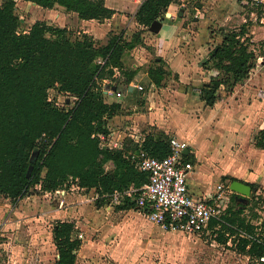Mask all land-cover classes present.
<instances>
[{"label":"trees","instance_id":"obj_1","mask_svg":"<svg viewBox=\"0 0 264 264\" xmlns=\"http://www.w3.org/2000/svg\"><path fill=\"white\" fill-rule=\"evenodd\" d=\"M25 1L44 8L59 5L84 20L102 21L115 13L105 0ZM176 1L143 0L134 19L148 30L151 22L162 20L169 4ZM19 27L15 0H1L0 195L15 203L31 187L38 186L45 192L75 182L85 190L93 189L96 204L101 206L114 190L147 182L148 173L138 169L128 154L138 149L136 143L125 138L121 148H103L97 136L98 132H107V119L121 111L119 102L106 99L102 81L114 77V68L122 70V55L126 48L140 42L139 32L128 40L114 33L101 43L86 33L73 36L65 27L44 20L34 21L26 31ZM220 35V42L209 50L202 65L217 74L210 75L197 93L209 106L215 103L221 86L229 90L255 65L245 25L221 29ZM122 72L127 75L121 82L128 84L135 70ZM147 73L154 84L163 81L168 72L161 57L153 60ZM49 89L70 96L72 105L57 104L49 97ZM169 141L162 131L148 132L140 147L151 156L163 157L170 152ZM254 144L264 148V129L256 133ZM185 158L190 160L187 155ZM224 178L235 180L231 176ZM248 184L254 197L255 185ZM234 199L235 194H230L224 213L218 219L212 218L209 228L218 230V242L227 244L230 240L239 253L248 257V264H264L260 260L264 256V236L256 231L262 225H256L235 208ZM116 207L139 209L130 197H124ZM75 229L73 221L54 222L51 232L57 257L53 264L75 263L81 245Z\"/></svg>","mask_w":264,"mask_h":264},{"label":"rangeland","instance_id":"obj_2","mask_svg":"<svg viewBox=\"0 0 264 264\" xmlns=\"http://www.w3.org/2000/svg\"><path fill=\"white\" fill-rule=\"evenodd\" d=\"M184 3L186 5L183 10H185L184 8L187 9L189 22L195 20L192 16L199 7L198 15H201L202 18H208L210 22L208 28L211 29V34H218L221 29H238L241 25L259 26L261 24L250 15L249 6H243L240 0H184ZM48 9L52 10L49 12ZM15 11L20 18L19 28L22 31L28 30L34 21L44 20L53 26L65 27L73 36L86 33L82 32L79 25L74 24L73 16H71L72 12L59 5L44 8L31 1L24 3L22 0H15ZM222 11L223 13H221ZM115 12L123 17L124 23L128 21L130 14L120 10H115ZM226 13L229 15L228 20L221 24V16ZM94 23L96 27L105 29L108 20L104 19ZM101 23L103 25H100ZM68 26L69 28H67ZM190 26L197 29L196 23L190 24ZM141 27L134 24L129 28V33H125L126 29L122 27L107 32V38L114 33H121L124 39L128 40L134 32L138 31L140 42L132 48H126L124 51L122 70L114 68V77L107 79L106 86L103 85L102 81L104 93L112 92L111 85L117 78L119 80H117V83L124 84L121 81L127 74L122 71L132 70V63L142 62L144 69H146V66L158 57L156 54L158 46L152 40L154 33L146 30L143 26ZM99 31L101 30L99 29ZM142 33H145L144 37ZM86 34L100 42L92 34ZM202 38L200 32L198 40L201 41ZM187 39L189 38L187 37ZM251 47L255 54V65L252 70L254 68L263 69L264 73V36L255 40ZM164 51L167 55V52L171 50L165 49ZM174 51L177 52V47H174ZM175 55L177 56V53ZM98 61H101L100 58ZM163 63L165 65L164 61ZM177 69L183 71V80L178 79V72H173L172 77H165L166 79L158 86H151V81L137 82L143 86L141 90L136 89V95L139 97L137 103L141 102L143 104L146 114L135 118L137 119L135 124L130 119L125 120L123 114L117 127L119 125L123 131L132 132L135 134L134 138H137L138 133H142V136H144L148 132L156 134L162 131L170 139H177L179 136L174 130L175 124L180 127L190 124V128L194 125V134L195 131H203L202 135H198V132L196 134V138L199 140L195 138L202 150L199 155V158L201 157L200 166L209 169L212 167L213 170L224 167L236 168L239 164L238 158L230 159L223 151L212 152L213 147L220 148L221 143H225L222 136L223 131L228 127L227 123L218 125L215 120L208 121L209 117L202 119L200 112L202 104L196 97L192 96L198 93L202 85L201 81L206 78L205 76L203 78L199 72L200 66L196 64L184 67L177 66ZM204 69L208 68L204 67ZM255 69L251 74L255 72ZM139 72L141 73L142 69ZM167 72L168 74L171 73L169 70ZM195 74L200 76H195ZM48 93L49 97L55 100L57 104L65 107L72 105V102L69 101L71 100L70 96L68 97L66 94L59 93L54 89H49ZM178 98L179 100L184 98L183 103H180L184 107V112L189 109L187 115L181 113L183 107L181 109L177 108ZM149 105H151V108H148ZM129 111L134 112L133 109L129 110L128 108L122 110L124 113H129ZM159 125L164 127V130L160 129ZM127 138L132 140L130 137ZM181 141L183 144L186 141L191 143L188 137L181 139ZM133 143L135 142L132 140ZM198 152H200V149H198ZM206 180L210 185L213 184L214 179L209 177L208 174ZM229 181L228 178L221 180L223 189H229ZM69 187L70 182L68 185L59 187L57 191L47 193L41 192L36 186L29 189L26 198L23 199V206L19 215L23 222L18 226L19 235L21 236V238H17L18 247L14 255L13 252L7 253L8 250H3L1 247L0 264H53L56 257V248L50 230L56 220H66L68 218H72L74 222H77L78 227L75 229L74 234L82 233L83 235L80 239L79 250L76 251L77 256L74 264H248V257L239 253L230 240L227 244L218 242L215 238L218 230L208 227L200 234L190 235L165 230L151 220L146 212H143V209H118L116 204L110 203L109 200L100 207L97 206V195L94 191L89 192V190L79 191V200L74 198L72 202L67 204L63 201V197ZM63 189L64 192L62 193L61 190ZM254 190V197L252 196V190L248 196L234 191L230 194H235V208L241 209L243 215L256 225H262L256 231L264 236V196L260 190L256 188ZM210 195L214 197L212 192ZM60 196H62L63 202L58 208V203H55V201L57 202ZM229 200L230 196L229 199H226L227 206ZM25 204H27V208L24 206ZM52 206H54L53 209ZM56 208L59 209V212H54ZM30 229L32 230L31 235L29 234Z\"/></svg>","mask_w":264,"mask_h":264},{"label":"crops","instance_id":"obj_3","mask_svg":"<svg viewBox=\"0 0 264 264\" xmlns=\"http://www.w3.org/2000/svg\"><path fill=\"white\" fill-rule=\"evenodd\" d=\"M22 1L24 3L28 2L25 0ZM142 1L143 0H105V4L107 6L130 14L128 21L124 23L123 17H120L119 13L115 12L110 18H106L108 23H106L107 28L105 29L103 27H96L94 22L98 21L95 19H80L73 11H71V16H73L74 24L76 26L79 25V27L82 28V32L92 34L94 38L99 39L101 43H105L107 40L106 34L110 30L122 27L126 29L125 33H129V28L134 24L142 28L134 19V13ZM240 2L244 6L242 0H240ZM185 5L184 0H177L176 2L169 4L167 9L169 16L164 15L165 18L161 20V27L157 33H154L152 40H154L158 46L156 54L165 62L164 68L171 71V73L165 76L166 78L172 77L174 74L173 72H178V79L183 80V71L180 69L178 70L177 66L184 67L196 64L200 66L199 72L202 74V77L207 78L201 81V83H205L208 81V77L210 75H215L217 72L213 69H204L202 68V65L208 57L209 50L220 42L221 35L220 33H210L211 29L208 28L210 22L208 18H202L201 15H198L200 10L197 6V12L192 16L195 20L189 22L187 9L184 8L185 10H183ZM51 10L52 9H48L49 12ZM223 11L221 13H223ZM228 17L229 15L227 13L222 15L220 19L221 24H224V21L228 20ZM194 23L197 24V29L190 26V24ZM100 25H103V23ZM245 27L247 28V35L252 43L264 36V24H260L259 26L245 25ZM67 28H69V26ZM99 29L101 31H99ZM200 32L201 37H203L201 41L198 40ZM190 34H192V36H190ZM142 36L144 37L145 33H142ZM187 37L189 39H187ZM174 47H177V52L174 51ZM165 49H170L171 51L167 52L166 55V52L164 51ZM176 53L177 56L175 55ZM131 66L133 67L132 69L135 70L131 81L128 84H119L117 83V78L111 85L112 92L105 93L108 101H116L121 105V111L108 118L107 124L109 127L113 128L116 140L121 141L122 146L124 145L125 134L133 133L123 131L119 125L117 127V124H120L123 114L125 120L130 119L133 124H135L137 120L135 118L146 114L144 112L143 104L141 102L137 103L139 97L136 95V89H138L137 85H141L137 82H150V78L147 73L149 65L146 66V69H144L142 62H134ZM141 69L142 72L140 73L139 71H141ZM253 70L251 69L247 77L237 82L229 90H226L224 86H221L217 92L218 97L212 106L206 105L199 99L197 94L192 95L202 104L200 111L202 119L209 117L208 121L215 120L218 125L227 123L228 127H226L223 131L222 136L227 140L223 138L225 143H221L220 148L213 147L212 152L223 151L230 159L238 158L239 164L236 168L232 169L231 167H224L216 168V170H213L212 167V170L208 167L202 168L200 166L201 157L199 158L202 150L198 146V141H196L199 140L196 138V134L198 132V135H202L203 131H195L194 134V125L190 128V124L184 127H180L179 125L176 126L175 124L174 130L179 136L177 137V140L181 141V139L185 137H188L191 140V143H188L187 141L185 142L186 147L184 152L190 159L189 161H191L194 165L193 171L188 175L187 183L190 192L196 196L206 194L210 195L211 192L214 193L217 185L221 183V180H223V176H231L247 184L252 183L264 196V148L257 147L254 144V137L256 133L260 129H264V73L263 69H255V72L251 74ZM195 76L200 75L195 74ZM190 78L192 79V77ZM107 79L103 80L104 86H106V82L108 81ZM150 85L153 86L156 84L151 82ZM160 89L162 88L160 87ZM183 99L184 98H180L179 100L178 98L179 102L178 104L176 103L177 105L175 104L177 108L181 109V107H183L180 103ZM150 106L151 105H149L148 108H151ZM124 108H128L129 110L133 109L134 112L129 111V113H124L122 112ZM187 110L189 109H186L184 112L183 107V112L181 113H183V115H187V112H189ZM193 112H195V110H193ZM159 128L164 130V127H161V125H159ZM138 135H142V133H138ZM198 149H200V152H198ZM234 161L237 162L236 160ZM206 173L209 177L214 179L212 185H210V183L206 180ZM230 182L231 181H229V184ZM57 189L53 191H57ZM82 190L85 189L80 188L76 185V183L71 182L69 189L65 191L66 194L63 197V201L68 204L69 202H72L74 198L78 199L80 197L78 192ZM92 191L94 190H89V192ZM26 196L27 194L18 199L15 203L11 202L9 198H5L2 195L0 196V248L2 247L3 250H8L7 253L13 252V255L18 247L17 238H21L18 226L22 224L23 219H21L19 215L23 206V199L26 198ZM63 198L60 196L57 202L55 201V203H58V208H60L59 206H61ZM24 206L26 207L27 204ZM28 206L30 205L28 204ZM53 208L54 206H52V209ZM58 208H56L54 212H59ZM66 220L73 221L72 218H68ZM74 224L75 228H77V222H74ZM32 225L34 226L33 223ZM29 232L31 235L32 230L30 229ZM50 233L52 234L51 230ZM29 252L30 255H32L31 251Z\"/></svg>","mask_w":264,"mask_h":264},{"label":"built area","instance_id":"obj_4","mask_svg":"<svg viewBox=\"0 0 264 264\" xmlns=\"http://www.w3.org/2000/svg\"><path fill=\"white\" fill-rule=\"evenodd\" d=\"M249 6L250 15L264 24V0H242ZM143 89L142 85H137ZM107 132H98L100 146L103 148H121L122 143L116 140L115 131L106 123ZM125 134L137 144L138 149L128 154L135 166L148 173V180L139 187L130 186L108 194L109 202L118 204L124 197L134 199L136 205L146 211L148 217L165 230L186 234H200L209 227L212 218H219L225 211L232 190L223 189L219 183L211 195L196 196L188 188L187 178L194 165L185 158L186 145L175 138L169 141L170 152L163 157L151 156L142 149L145 137ZM142 136V137H141ZM228 188V187H227ZM64 192V190H62ZM47 193V192H46ZM82 233L77 234L79 239ZM264 262V256L260 257Z\"/></svg>","mask_w":264,"mask_h":264},{"label":"water","instance_id":"obj_5","mask_svg":"<svg viewBox=\"0 0 264 264\" xmlns=\"http://www.w3.org/2000/svg\"><path fill=\"white\" fill-rule=\"evenodd\" d=\"M165 15L166 16H169V13L166 12ZM160 27H161V20L156 19V20H154V21L151 22V24L148 27V30L151 31V32H153V33H157L159 31ZM32 157H31V159H32ZM30 170H31V166L28 169V173L30 172ZM229 188L232 191H234L236 193H240V194L245 195V196H248L250 194V192H251V187L249 186V184L244 183L243 181H240V180H237V179L232 180L230 182Z\"/></svg>","mask_w":264,"mask_h":264}]
</instances>
